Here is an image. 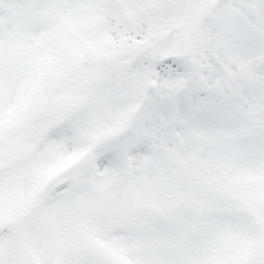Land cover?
<instances>
[{
  "label": "snow or ice",
  "instance_id": "1",
  "mask_svg": "<svg viewBox=\"0 0 264 264\" xmlns=\"http://www.w3.org/2000/svg\"><path fill=\"white\" fill-rule=\"evenodd\" d=\"M0 264H264V0H0Z\"/></svg>",
  "mask_w": 264,
  "mask_h": 264
}]
</instances>
